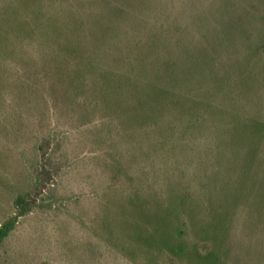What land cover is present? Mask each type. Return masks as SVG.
I'll list each match as a JSON object with an SVG mask.
<instances>
[{
    "label": "rangeland",
    "instance_id": "obj_1",
    "mask_svg": "<svg viewBox=\"0 0 264 264\" xmlns=\"http://www.w3.org/2000/svg\"><path fill=\"white\" fill-rule=\"evenodd\" d=\"M43 2H52L55 11L71 5L107 14L120 0ZM156 2L143 11V20L155 22L161 5L170 1L160 0L158 9ZM60 22L55 27L64 32ZM107 22L87 19L84 28L95 32ZM137 28L128 35L144 33ZM35 50L36 44L25 46L9 59L10 86L0 90V110L6 108V116H11L9 121L0 116V223L15 213V193L31 184L34 148L44 137L52 138L54 146L60 142L55 158L64 163V170L32 211L18 218L0 247V264H144L133 232L136 219L126 227L121 222L125 215L137 214L149 228H165L166 249L176 264H264V200L244 193L251 176L264 175L263 170L216 158L215 131L210 127L185 137L164 126H131L124 116H115L120 107L96 112L88 123L70 110L59 115L57 86L45 78L49 68L38 71V65L28 71L21 65L22 56L36 60ZM33 72L39 73L38 79L28 75ZM27 80L31 89L20 91V83ZM24 102L28 106L21 109L18 104L23 108ZM19 115L25 123L16 121ZM79 122L83 125L76 130ZM112 162L120 163L113 174ZM256 165L263 167L262 162Z\"/></svg>",
    "mask_w": 264,
    "mask_h": 264
},
{
    "label": "trees",
    "instance_id": "obj_2",
    "mask_svg": "<svg viewBox=\"0 0 264 264\" xmlns=\"http://www.w3.org/2000/svg\"><path fill=\"white\" fill-rule=\"evenodd\" d=\"M168 1L154 22L142 18L154 0H120L107 14L71 5L55 11L57 6L43 0H0V90L10 86L9 59L36 44V60L22 56L21 65L28 71L38 65V71L49 68L45 78L57 86L54 101L62 105L59 115L70 110L88 123L94 113L120 107L115 116H124L131 126L139 127L141 122L145 129L164 126L185 137L210 127L215 131L216 158L240 160L246 168L264 171V0ZM177 5L181 7L175 9ZM95 17L108 22L95 32L85 29L87 19ZM120 17L122 21L115 24ZM59 20L74 32L58 30ZM137 27L144 33L130 37L129 33L139 31ZM28 75L39 78L38 72ZM20 84V91L31 89L30 80ZM18 106L26 109L28 102ZM5 109L0 116L9 121ZM164 116L172 121H161ZM21 120L25 123L17 116L16 121ZM60 146L44 137L34 148L31 184L15 193V213L0 223V247L18 218L32 211L38 197L64 170V163L55 158ZM259 162L263 167L256 165ZM119 165L110 163L111 174ZM255 176L244 193L264 200V177L258 179L263 172ZM140 216L125 215L121 222L126 227L136 219L133 232L144 264H176L166 249L165 228H149ZM122 250L128 253L129 247L123 243Z\"/></svg>",
    "mask_w": 264,
    "mask_h": 264
}]
</instances>
